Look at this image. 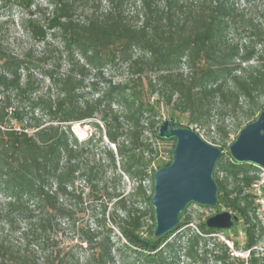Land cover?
I'll use <instances>...</instances> for the list:
<instances>
[{
    "label": "trees",
    "instance_id": "obj_1",
    "mask_svg": "<svg viewBox=\"0 0 264 264\" xmlns=\"http://www.w3.org/2000/svg\"><path fill=\"white\" fill-rule=\"evenodd\" d=\"M13 10L32 39L59 42L65 69H42L48 87L38 91L29 53L0 40V264H264V225L250 190L261 169L224 151L264 109V0H0V12ZM118 61L130 75L101 88L91 81L96 95L86 97L90 73ZM162 105L174 126L185 116L218 133L216 206L238 216L231 229H208L185 208L173 230L153 235L157 145L175 141L157 135ZM84 121L96 139L75 135L72 125ZM102 136L113 146L95 151ZM123 175L126 193L117 187ZM87 199L101 207L95 227L60 243L58 220ZM16 230L21 245L8 239Z\"/></svg>",
    "mask_w": 264,
    "mask_h": 264
},
{
    "label": "water",
    "instance_id": "obj_2",
    "mask_svg": "<svg viewBox=\"0 0 264 264\" xmlns=\"http://www.w3.org/2000/svg\"><path fill=\"white\" fill-rule=\"evenodd\" d=\"M160 138L175 139L168 165L157 168L152 176L150 204L153 209L155 237L173 230L180 214L190 204L217 205L215 164L222 154L220 147L205 141L195 130L174 126L163 120L157 129ZM227 152L238 163H251L264 172V109L247 123L229 144ZM264 191V184H263ZM238 216L223 209L205 219L208 229L227 230Z\"/></svg>",
    "mask_w": 264,
    "mask_h": 264
},
{
    "label": "rangeland",
    "instance_id": "obj_3",
    "mask_svg": "<svg viewBox=\"0 0 264 264\" xmlns=\"http://www.w3.org/2000/svg\"><path fill=\"white\" fill-rule=\"evenodd\" d=\"M105 5V2H102ZM20 17L21 13L19 10H13L11 12H0V20H5L6 22L0 26V40H4L7 44L8 48L17 53H29V59L35 66H32V77L37 83V90L38 91H45L48 87V81L41 76L39 73L42 69H46L47 67H51L55 71H63L65 69V63L63 61L64 57L60 54V46L59 42L55 40H50V43L45 45L42 42L36 41L32 39L22 28L20 24ZM130 75V70L128 65L122 61L116 62V64L112 67H106L103 71L101 76H97L94 71H92L89 75L88 81L86 82L88 85L84 91L86 97H93L96 94L94 93L89 83L91 81L96 82L98 87H103L105 80H110L113 82L124 80L126 77ZM161 113V122L165 119H171V110L165 106L160 107ZM240 113H237L234 116L226 117L223 121L224 127L227 129H231L234 125L235 116H239ZM178 120L181 125L184 127H189L195 130L205 141L214 144L212 141L213 139L218 138V133L213 129L207 130L206 128H199L193 125H188L185 120V116H178ZM72 130L75 135L80 140H86L91 135H95V139L99 136V131L90 123V121H84L81 123H74L72 125ZM103 141L97 144L95 151H101L103 149V145L113 146L112 144L108 143L105 136H102ZM234 134H231L227 145L224 147V151L226 152L228 149L229 144L231 143V139H233ZM175 141L174 140H163L160 141L157 145V152L158 158L160 159L162 166H165V163L171 161V152L174 147ZM218 146V145H216ZM219 147V146H218ZM161 166V167H162ZM159 168V167H157ZM263 170L259 172V177L262 176ZM131 186L130 180L123 175L122 180L117 182V187L119 190H125V193L129 190ZM73 208L76 213L69 219H59L58 220V227H57V238L58 241L61 243L68 242V243H75L80 236V227L84 229H92L95 227L97 223V219L101 217L100 205L97 202H93L90 200H85L84 204H74L72 203ZM79 208H82L83 211H78ZM110 206H108L106 215L108 214ZM223 209H219L217 206L209 207V206H202L197 204H190L187 207V211L190 215L197 217L201 216L203 219H206L208 216H211L217 212H220ZM145 223L149 224L151 221L146 216ZM114 240L117 239V231L114 228ZM175 233H172L169 238L173 237ZM232 235V233H231ZM8 239L15 244L21 245L23 243V238L21 237L18 230L9 232ZM217 237L223 241L226 240L225 236L222 234H217ZM236 239L243 243L244 237L240 229L238 228V235ZM258 248L260 251L264 250V238L261 243L258 244ZM235 255H240L241 257H246L247 252L243 250H236L234 251Z\"/></svg>",
    "mask_w": 264,
    "mask_h": 264
},
{
    "label": "built area",
    "instance_id": "obj_4",
    "mask_svg": "<svg viewBox=\"0 0 264 264\" xmlns=\"http://www.w3.org/2000/svg\"><path fill=\"white\" fill-rule=\"evenodd\" d=\"M263 184H264V173L262 174V176L258 180H256L252 184L250 190L254 194L255 204L257 206L256 207V214L264 225V191L262 188ZM225 242L229 246H231L229 241L225 240Z\"/></svg>",
    "mask_w": 264,
    "mask_h": 264
}]
</instances>
